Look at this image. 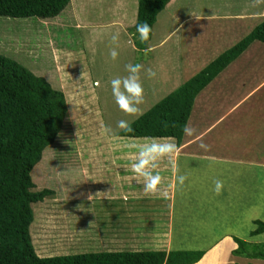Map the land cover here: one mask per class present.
<instances>
[{"label":"rangeland","instance_id":"374dc122","mask_svg":"<svg viewBox=\"0 0 264 264\" xmlns=\"http://www.w3.org/2000/svg\"><path fill=\"white\" fill-rule=\"evenodd\" d=\"M70 5L82 39V46L77 48L78 44L77 50L53 49L48 39L50 33L39 27L43 20L37 17L0 16V31L6 28L20 35L0 34V53L48 77L53 85H57V79V86L64 92L79 156L77 164L81 169H69L81 175L75 182L55 172L52 175L55 181L41 176L47 182L46 187L57 190V195L31 204L34 217L29 231L36 253L54 256L100 250L206 249L224 232L247 241H263V234L251 236L250 232L256 227L253 219L264 221V169L258 167L254 173L250 165L240 170L232 166L223 168L227 163L217 162L221 165L215 171H191L185 165L187 157L183 156L195 151L200 140L206 147L213 146V152H223L217 147V141L210 140L224 131L225 145L222 147L226 146L228 153L242 151L248 157L264 161V82L261 83L264 43L250 45L196 96L188 125L197 121L203 127L201 132L204 126L218 120L217 126L210 129L209 140L207 130L196 140L198 145L193 143L184 154L175 146L173 138L117 134L163 95L245 36L252 25L264 17V0H169L152 26L150 51L135 50L133 45L137 0H70L67 12ZM28 21L32 27H26ZM40 29L47 32L44 38L40 37ZM24 32L26 36L22 37ZM114 35L117 36L115 41L112 40ZM219 35L218 40L216 36ZM28 36L30 39H25ZM111 49L117 52L115 60L109 55ZM129 64L141 66L138 78L143 97L137 105L139 112L134 114L119 109L110 85L111 79L128 75L126 65ZM148 69L155 75L149 77ZM51 77L56 79L52 81ZM119 121L125 122L123 127L118 126ZM232 124L238 128L232 129ZM231 129L232 134L226 135ZM153 141L172 145L170 152L157 159L154 169L160 177L157 188L167 192V201L156 198L162 196L159 193L145 195L143 184L133 179L130 171L138 146ZM64 145L65 148L71 146L67 142ZM199 151L205 152L201 147ZM50 153L43 154V161ZM38 165L34 169L41 168ZM51 167L49 165L43 172ZM181 176L184 177L182 183ZM32 178L43 183L42 179L35 178L33 171ZM217 180L222 182L219 193L214 191ZM122 181L138 186L130 188L133 190L128 193L123 191L125 196L122 192L109 193L111 185L120 191ZM116 182L120 185L114 187ZM174 185L177 194L168 233L169 244L161 238L155 242L133 239L135 246L125 245L124 239L135 222L140 221L142 229L150 225L137 218L131 221L132 226H127L129 213L136 211L134 215L138 217L155 207L164 216L162 208L168 203L170 207ZM82 186L86 188L85 197L81 196L85 194L81 192L85 189ZM106 190L109 196L102 198ZM127 203L141 207L143 212L127 207ZM161 203L164 205L160 207ZM161 220L167 222V216ZM161 225L169 227L168 223ZM162 231H166L165 228ZM208 251L194 264H264V260L249 262L236 257L231 251L229 255L224 252L221 261H210L207 258L212 256Z\"/></svg>","mask_w":264,"mask_h":264},{"label":"trees","instance_id":"16d2710c","mask_svg":"<svg viewBox=\"0 0 264 264\" xmlns=\"http://www.w3.org/2000/svg\"><path fill=\"white\" fill-rule=\"evenodd\" d=\"M168 2L169 0H137L133 30L135 50L150 51L152 26L158 13ZM69 3L70 0H0V16L37 17L43 20L42 26L39 27L50 33L48 39H51L53 49L72 50L78 44L77 48L82 46V39L78 34L76 27L78 23L76 24L72 5L69 7L70 10L66 11ZM25 24L27 28L32 27L30 21ZM138 24H147L150 28L146 41L142 42L139 39V33L136 31ZM42 30L40 37L47 34ZM0 34L13 37L12 35L16 33L4 28ZM16 36L20 37L19 34ZM23 36H26L25 32ZM255 42L264 43V17L256 21L245 36L220 52L179 86L163 95L151 105V108L120 129L117 135L173 138L175 146L178 147L196 96ZM53 79L56 77L51 80ZM55 81L59 85L57 79ZM57 85H53L48 77L38 75L15 59L0 53V264L197 262L206 249L100 250L54 256H39L36 253L29 231L34 217L31 204L53 194L57 195V190L46 187L47 182L43 181L41 176L55 181L53 177L55 172L73 182L77 181V176L81 177L80 174L69 171L71 167L80 169L77 164L79 156L75 138L72 136L73 128L68 119L65 94ZM251 121L257 123L252 119ZM65 142L71 146L65 148ZM48 151L51 152L50 157L43 161L45 158L43 154ZM51 160L54 161L53 164L50 163ZM38 163L41 168L34 169ZM49 165L52 166L51 169L43 172ZM32 171L35 178L42 179L43 183L33 180ZM58 188L65 192L61 187ZM81 192L85 193L81 195L85 197L86 188ZM253 222L256 227L251 230L250 235L264 236V221L253 219ZM231 236L235 243L231 249L232 255L249 262L253 259L264 260V240L247 241L234 234Z\"/></svg>","mask_w":264,"mask_h":264},{"label":"crops","instance_id":"0c3cea01","mask_svg":"<svg viewBox=\"0 0 264 264\" xmlns=\"http://www.w3.org/2000/svg\"><path fill=\"white\" fill-rule=\"evenodd\" d=\"M219 32H220V34L223 33L222 31H219ZM219 37H220V35L216 36V38L218 40H219ZM133 45H134V43H133ZM134 47H135V45H134ZM263 82H264V78L261 80V83H263ZM218 123H219V121L216 120L213 124H211V125L208 124V125L204 126V128L205 127L206 128L200 132V128L202 129L203 127H201L197 121L189 123L190 125H188V122H187L184 133H183L184 136L183 137L181 136V143L179 144L178 149H180L184 154L187 153V150H185V149H190L189 146H191L193 143H196V146H197L198 142L196 140L199 137H202L207 132V130L209 132V137H208V140H209L211 137L210 136V129L216 127ZM237 128L238 127H235L232 124V129L235 130ZM232 129L226 135L232 134ZM238 132H242V131H238ZM224 134H225L224 131L219 132V133H217L216 137H214L210 140V141L215 142V143L217 141V143H218V144H216L217 147L219 149H222L223 152H213L215 150L213 146L209 145V147H206L203 145L202 140H200L199 146L197 148H195V151H193L188 156H183V157H187L186 162H185L186 168L191 170V171L204 169V170H208V171L212 172V171L216 170L217 166L221 165V163H217V162H226L227 164L223 168L228 167V166H232L235 169L239 168L241 170L243 168L246 170L245 165H250V166H253L252 171L254 173H255L256 168H258V167H262L264 169V161L261 162L260 160L253 159V157H251V156L248 157V155L246 153H242V151H237L236 153H230L229 152L230 153L229 154L227 152V147L226 146L222 147L225 145L224 144L225 140L223 139ZM243 137L246 138L247 136L244 134ZM200 147L205 152H200L199 151ZM191 149H193V148H191ZM210 150L212 152H209ZM248 151H249V149H248ZM194 154H195V156H194ZM247 157H248V161L245 159ZM191 163H192V165H190ZM237 164H239L240 166H238ZM165 173L168 174L169 172L167 171ZM125 174L129 175L128 173H125ZM128 180H130V179L128 178ZM120 184H123L120 187V191L117 189H113V185H111L108 187V190H112L109 193H112L114 191L122 192V195L125 196L126 194L123 193V191L128 193V191H131L138 186V184L137 185H134L131 183L126 184L125 181H122ZM120 184L116 182L114 187L116 185H120ZM130 188H133V189H130ZM103 193H104V195H101L102 198L109 196L108 195L109 193L107 192V190ZM170 193H171V191H170ZM176 194H177L176 193V185H174V193L173 194L171 193V195H172L171 198H173V200H169V201H171L170 207H169V203L168 204L165 203L167 205V207L162 208L165 210V211H163L164 216L161 213H158V211L155 209V207L153 209H151V212H143L141 210V207H139V206L133 207L132 203L131 204H129V203L125 204L129 208H132V209L137 208V211H139V213H142V212L144 213V215L138 216V217L134 215V214H137L136 211H134L133 213H129V216L127 218H130V219H129L128 224L126 223L127 226L130 224H131L130 226H132L133 222L131 223V221L136 220L137 218H140L142 221L150 224L148 226V229H142L141 225L139 224L140 221L135 222L134 223L135 226L133 228H131V230L129 231V233L126 235V237L124 239L125 245H130L131 247L135 246V243H132L133 239L139 240V241H145V242H155L156 239H161V238H163V241L165 240V242H166L165 244H167V243L169 244L168 241L170 239V236L168 235V233L171 230V227H170L172 224L171 217H172L173 209H174V206L176 203V197H175ZM156 198L162 199L163 201H167L169 199V197L165 198L163 196H159ZM135 199H137V198H135ZM162 205H164V203L159 204L160 207ZM147 207H148V205H147ZM130 212H132V211H130ZM166 216H167V220H168L167 222L165 220L164 221L161 220V218H164ZM124 220H126V218H124ZM161 223H168L169 227H168V225H166V226L161 225ZM163 228H165L166 231H162ZM231 235H233V234H231L229 232H224L223 235L217 237L213 241V243H211L206 248L205 253L207 252V250H210V252L208 251V253H210L209 256H212V258H213L212 259V258L208 257L207 260H210V261H212V260L213 261H215V260L219 261L220 260L221 261V258H222L221 256L223 255L224 252L225 253L227 252L228 255L230 254L231 249L235 246L234 243L233 244L231 243L233 241L230 238ZM230 240H231V242H230ZM160 244H164V243H160ZM160 244H159V246H160ZM224 244H225V247H224ZM217 250H219V251L217 252ZM206 257H204V258H206ZM214 264H221V262H214Z\"/></svg>","mask_w":264,"mask_h":264},{"label":"clouds","instance_id":"9594fccd","mask_svg":"<svg viewBox=\"0 0 264 264\" xmlns=\"http://www.w3.org/2000/svg\"><path fill=\"white\" fill-rule=\"evenodd\" d=\"M199 18V17H197ZM136 31L139 33V39L143 42L148 39L150 28L147 24H138ZM117 36H113L112 40L115 41ZM110 57L115 60L117 52L115 49L109 51ZM140 65H126L128 75L125 77H116L110 80L111 91L115 101V104L123 112L128 114L138 113L139 109L137 105L142 102L143 88L138 78V72ZM149 77L154 76L155 73L151 70H147ZM124 121H119L118 126L123 127ZM172 145L158 144L156 142H148L138 146V151L133 157L130 165V171L133 173V179L138 183L143 184L145 195H162L167 198V192L157 188L160 181L159 173L155 172L156 161L159 157L170 152ZM128 170V169H127ZM184 177H179V181L182 183ZM214 191L219 193L222 186V182L217 180L214 182ZM90 198V197H89Z\"/></svg>","mask_w":264,"mask_h":264}]
</instances>
